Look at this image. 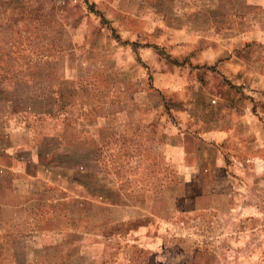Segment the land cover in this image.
I'll use <instances>...</instances> for the list:
<instances>
[{"label": "rangeland", "instance_id": "rangeland-1", "mask_svg": "<svg viewBox=\"0 0 264 264\" xmlns=\"http://www.w3.org/2000/svg\"><path fill=\"white\" fill-rule=\"evenodd\" d=\"M11 189L0 264H264V0H0Z\"/></svg>", "mask_w": 264, "mask_h": 264}, {"label": "crops", "instance_id": "crops-1", "mask_svg": "<svg viewBox=\"0 0 264 264\" xmlns=\"http://www.w3.org/2000/svg\"><path fill=\"white\" fill-rule=\"evenodd\" d=\"M86 4H88L89 6H90V9H91V12L92 13H95L96 15L97 14H100V13H103L102 11H99V13H98V11H95V4H90L88 1H86ZM98 10V9H97ZM102 16V15H101ZM104 19H106L105 17H103ZM111 30H112V32H113V34H114V28H111ZM112 34V35H113ZM114 36H116V39L118 40V42H120L121 41V39H120V37H119V35H114ZM126 44H129V43H126ZM133 48H136L138 45H137V43H135V42H133V43H131L130 44ZM147 46V45H146ZM155 49H157V48H155ZM19 111L17 110L14 114L16 115V117H18L19 116ZM135 128H137V127H135ZM186 134H182V138H177V140L178 139H182V141H183V144H182V146H181V144L180 143H178V145H175V146H177V149H183L184 150V153H183V155H181V157H180V161L178 160V159H176L177 157H178V155L176 154V158H173V157H169L168 156V159H167V157L165 158V156H164V159H165V161L167 160L168 162L170 161H173V162H176V163H180L181 165L183 164L184 165V163H185V160H186V158L188 159V161H194V159H196V158H198V157H200V153H198V151H196V150H190V149H186V148H184V147H186V144H184V141L186 140V138H192V139H196L195 138V136L193 135V134H190V133H188V135H186ZM180 140L178 141V142H180ZM189 140V139H188ZM8 145H9V141L7 140V137L5 136V143L3 144V147H4V149L5 150H7L8 149ZM211 146L212 147H214L215 146V144H211ZM170 147H172V145H168V148H170ZM180 147V148H179ZM3 149V150H4ZM186 149V150H185ZM178 160V161H176V160ZM197 161V159L194 161V163H199V165H201L202 164V162L199 160L198 162H196ZM201 170L203 171V169L201 168ZM203 175H204V181H203V183H204V185H203V187H205V185L208 183H212L211 182V180H209V178H207L206 176H205V173L203 172ZM202 183V184H203ZM2 195H4V196H9V195H16V196H18L19 195V192L18 191H15L14 189L12 190H4L3 192H0ZM202 196H204V194H197L196 195V197H198V199L199 200H201L203 197ZM202 209H204L203 207H202ZM26 244V243H25Z\"/></svg>", "mask_w": 264, "mask_h": 264}, {"label": "trees", "instance_id": "trees-1", "mask_svg": "<svg viewBox=\"0 0 264 264\" xmlns=\"http://www.w3.org/2000/svg\"><path fill=\"white\" fill-rule=\"evenodd\" d=\"M18 77L15 76L14 72H12L11 77L9 79H17ZM1 79H8V75L7 74H3Z\"/></svg>", "mask_w": 264, "mask_h": 264}]
</instances>
